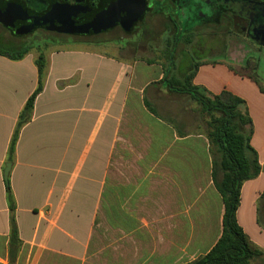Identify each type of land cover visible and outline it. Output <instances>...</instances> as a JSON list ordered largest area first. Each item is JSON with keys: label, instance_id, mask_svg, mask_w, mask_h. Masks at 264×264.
I'll list each match as a JSON object with an SVG mask.
<instances>
[{"label": "crops", "instance_id": "1", "mask_svg": "<svg viewBox=\"0 0 264 264\" xmlns=\"http://www.w3.org/2000/svg\"><path fill=\"white\" fill-rule=\"evenodd\" d=\"M82 49L44 57L43 90L13 153L20 115L39 85V57L31 51L20 59L0 54V264H11V215L22 243L14 264H187L205 256L223 234L225 213L207 132H190L189 124L165 119L148 101L154 115L145 105L151 88L191 97L158 85L165 76L161 64L130 65L120 55ZM112 76L114 87L105 94L102 86ZM193 82L247 104L262 171L243 184L237 219L263 250L250 264H264V87L224 60L203 61ZM88 128L81 159L77 149ZM44 139L66 140L67 149L27 150ZM33 166L43 172L37 189L48 172L52 176L45 196L31 200Z\"/></svg>", "mask_w": 264, "mask_h": 264}, {"label": "flooded vegetation", "instance_id": "2", "mask_svg": "<svg viewBox=\"0 0 264 264\" xmlns=\"http://www.w3.org/2000/svg\"><path fill=\"white\" fill-rule=\"evenodd\" d=\"M225 18L263 47L264 0H0V27L18 40L48 34L126 47L156 33L171 42L162 55L172 60L193 32L218 28Z\"/></svg>", "mask_w": 264, "mask_h": 264}, {"label": "trees", "instance_id": "3", "mask_svg": "<svg viewBox=\"0 0 264 264\" xmlns=\"http://www.w3.org/2000/svg\"><path fill=\"white\" fill-rule=\"evenodd\" d=\"M28 52L29 49L16 53L0 48V54L13 59H20ZM168 61L169 65L164 70L165 76L158 85H161L164 89H169L170 92L190 96L207 115L209 127L207 137L213 157L212 178L215 188L221 195L225 205L221 238L208 254L187 264H250L253 259L263 256V250L247 237L238 222L237 212L243 184L257 178L262 171V167L259 163L258 154L251 144L254 124L247 104L243 99L228 91L214 95L203 87L195 85L193 81L199 65H195L194 72L186 75L183 79L175 76L170 77V72L175 63L172 59H168ZM37 63L39 67V85L28 99L20 115L10 144L11 153L15 151L20 130L30 121L35 101L43 90L42 77L45 70L43 55L39 56ZM231 68L236 73L250 76L253 80L259 82L254 75L246 74L233 66ZM262 91L264 92V89ZM145 105L151 113L156 115L155 110L146 99ZM7 192L11 203L10 209L13 212L14 204L9 183H7ZM11 227L9 258L10 263L14 264L22 243L19 239L13 215H11Z\"/></svg>", "mask_w": 264, "mask_h": 264}, {"label": "rangeland", "instance_id": "4", "mask_svg": "<svg viewBox=\"0 0 264 264\" xmlns=\"http://www.w3.org/2000/svg\"><path fill=\"white\" fill-rule=\"evenodd\" d=\"M47 35L34 34L22 40H18L4 34V30L0 27V48L16 53L29 49V51L36 53L38 57L43 55L44 57L49 56L48 58H50V54L54 51L66 49L65 51H68L69 53H81L83 50H87L82 49L83 47L89 46L105 55L114 57L120 55L125 57L130 65L137 60L156 62L161 64L164 69L169 65L168 54L166 55L167 52L164 55H162V52L167 48V51H169L171 48V42L166 40V36L161 35V37H158L156 33L153 36H147L145 39L146 41L143 43L128 45L126 47L115 44L106 45L103 43H93L78 38L67 39L62 37L58 38L57 36H50V38L49 35ZM92 49L89 50L91 51ZM205 60L227 61L234 68L246 74L254 75L264 87V48L248 41L243 35H237L229 18H225L222 26H219L218 28L212 26L193 32L191 35V43L183 44L177 52V56L174 60L175 66L169 76L183 79L186 75L194 72L196 69L195 65H199L200 67ZM130 74L131 71L129 70V76ZM113 87L114 77L112 76L111 80L106 81L102 88L105 91V94H107L113 89ZM146 97L147 100L157 109L159 115L165 119L173 121L176 124H189V128L186 130L193 133H208L209 127L207 115L195 101L190 100L187 96L162 93L160 91H154L151 88L147 91ZM91 131L92 129L88 128L81 136L79 147L77 149V155H79L81 159L88 146ZM102 136L103 132H101V137ZM66 149V140H62L60 143H55L45 139L32 142L29 149L27 148L28 151H39L38 153L64 152ZM35 162L41 163L40 160ZM30 174L33 181L28 183L27 187L31 189L29 190L31 200L35 197H44L47 193V184L50 182L49 179L52 176V173L48 172L46 174V178L41 180L42 184L38 186V189L35 181L43 174V172L38 170L37 166H33L30 169ZM22 201H24V198ZM21 207L24 208L23 205ZM262 217L264 218V214H262Z\"/></svg>", "mask_w": 264, "mask_h": 264}, {"label": "water", "instance_id": "5", "mask_svg": "<svg viewBox=\"0 0 264 264\" xmlns=\"http://www.w3.org/2000/svg\"><path fill=\"white\" fill-rule=\"evenodd\" d=\"M262 32H264V27L262 28L261 30ZM257 42L264 47V40H257ZM11 167H12V164L11 163H8L7 166H6V170H5V180L6 182L8 183V179H9V173H10V170H11Z\"/></svg>", "mask_w": 264, "mask_h": 264}]
</instances>
